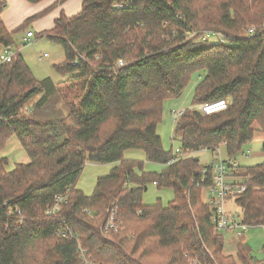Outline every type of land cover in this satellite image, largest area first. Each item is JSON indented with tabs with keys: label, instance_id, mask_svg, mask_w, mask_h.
<instances>
[{
	"label": "trees",
	"instance_id": "trees-1",
	"mask_svg": "<svg viewBox=\"0 0 264 264\" xmlns=\"http://www.w3.org/2000/svg\"><path fill=\"white\" fill-rule=\"evenodd\" d=\"M63 1L9 30L7 0H0V52L16 48L12 61L0 63V153L17 136L30 157L8 170L0 155V264H82L79 246L104 264H190L189 257L237 264L204 200L213 171L201 183L208 165L193 153L224 146L235 158L257 130L264 134V0H83L79 13L61 12L52 29L38 33L64 49L54 68L68 77L55 83L35 76L16 36ZM194 29L221 32L229 43L196 42ZM79 54L89 60L73 66ZM197 72L193 108L178 118L172 137L185 156L170 164L173 150L158 133L164 104L180 98ZM220 100L228 102L222 111L197 108ZM132 149L162 170L125 158ZM87 163L113 164L92 194L78 188ZM238 175L249 178L236 197L243 221L264 227V162L240 167ZM152 184L172 189L173 200L145 204ZM57 195L68 202L52 216ZM113 209L122 225L106 231ZM63 220L79 241L59 234ZM236 254L243 264L259 260L244 238Z\"/></svg>",
	"mask_w": 264,
	"mask_h": 264
},
{
	"label": "rangeland",
	"instance_id": "rangeland-1",
	"mask_svg": "<svg viewBox=\"0 0 264 264\" xmlns=\"http://www.w3.org/2000/svg\"><path fill=\"white\" fill-rule=\"evenodd\" d=\"M9 3L7 2V5ZM35 21H30L28 30H31L35 36L31 38L30 41L26 42L25 37L27 31H23L16 36L17 48L23 55L24 59L32 69L35 76L39 79L51 78L55 83L62 82L67 79L68 76L59 73L54 65L60 64L65 60V53L63 47L49 40L47 37L38 38V33L40 32L36 26ZM42 32V31H41ZM212 33L211 37L208 34ZM196 42H201L203 44L211 43H229L225 40V36L220 32L212 30H193L192 35ZM223 39V41L221 40ZM16 52V48L13 47V53ZM47 53L46 57L40 60L41 56ZM203 72H197L193 75L192 81L185 90L184 94L178 99L167 100L164 104V114L161 123L158 126V133L162 137L163 145L166 150H175L179 147L177 141L172 140L175 122L173 119L172 112L180 111L189 108H193V94L196 85L202 79ZM39 96L36 98V100ZM202 105V104H201ZM200 105L197 107L199 109ZM264 134L257 130L254 138L243 146L242 152L239 153L235 158L238 160L242 167L253 166L264 162ZM220 153L223 157L226 156V151L224 146L220 147ZM243 153H248L249 156H244ZM2 157H7L8 170H13L19 163H29L30 157L24 150L17 136H12L8 142L6 148L0 153ZM192 155V154H191ZM201 159L202 163L205 165L212 164L216 159V153L209 150H202L193 153ZM125 158L127 159H141L145 161V169L148 171H161L163 166L161 164L151 163L146 160V155L142 150H128L125 153ZM113 164H97V163H87L85 169L78 181V188L82 189L87 194H92L97 179L99 176L106 175L112 169ZM174 197L173 191L170 188L158 189L154 184L150 185L144 193L143 202L147 205L154 204L158 199H161L164 205L172 201ZM207 198V192H204V199ZM227 208L233 215L239 217L242 216V210L238 207L236 203V198L232 197L228 199ZM225 253L235 256L238 259V263L242 262L239 259V255L236 254L238 240L235 236L225 233ZM244 240L251 246L253 252L257 258L263 257V246H264V229L262 226H253L249 231L245 233Z\"/></svg>",
	"mask_w": 264,
	"mask_h": 264
},
{
	"label": "built area",
	"instance_id": "built-area-1",
	"mask_svg": "<svg viewBox=\"0 0 264 264\" xmlns=\"http://www.w3.org/2000/svg\"><path fill=\"white\" fill-rule=\"evenodd\" d=\"M116 8L122 9L124 6L116 4ZM248 33L253 36L256 34L255 27H249ZM212 33L208 34V37H211ZM34 37V33L29 30L27 32V38ZM223 41V39H221ZM30 40H27L28 42ZM13 49L12 48H3L0 52V63L10 62L13 59ZM45 54L43 57H40L42 60L46 57ZM89 59L85 55L79 54L76 59L72 62L73 66H78L82 62H86ZM123 60L118 61L119 65H123ZM228 107V102L226 100H220L214 103L202 104L199 109L204 114H212L218 111H222ZM185 110L173 111L174 122L184 113ZM220 148L216 150V159L215 161L208 165L201 174V183L208 181V173L210 170L213 171L211 175L212 184L206 186L207 198L204 199L205 202L212 208V222L215 229V232L218 234L224 235L225 233L235 236L238 240L245 237V233L253 227V225L247 224L243 221V217L233 215V212H230L227 208V203L229 198H236L242 193L248 190V181L249 178L238 175V170L240 163L236 158H229L227 156L223 157L220 153ZM244 156H249L248 153H243ZM173 159L171 163H174L180 160L185 156V152L179 147L173 150ZM210 168V169H209ZM200 185V183L198 184ZM68 202L67 195H57L55 198V203L48 209V214L52 216H57L61 211L63 206ZM7 204V203H6ZM238 205V204H237ZM239 207V206H238ZM240 208V207H239ZM12 213V208L9 210ZM18 213H21V210L18 208ZM24 218L22 217L19 220V224L24 223ZM63 227L60 229L59 234L66 239H73L79 241V235L75 234L73 230L66 224L65 220L62 221ZM122 222H118V211L116 209L111 210L109 217L105 223L106 231H119ZM263 227V226H262ZM264 229V227H263ZM246 242V241H245ZM247 243V242H246ZM79 258L82 264H104L98 262L90 257L82 246H79ZM263 257L260 258L255 264H264V246H263ZM188 256L187 254H185ZM190 264H202L198 258L189 257ZM243 264V262H240Z\"/></svg>",
	"mask_w": 264,
	"mask_h": 264
},
{
	"label": "crops",
	"instance_id": "crops-1",
	"mask_svg": "<svg viewBox=\"0 0 264 264\" xmlns=\"http://www.w3.org/2000/svg\"><path fill=\"white\" fill-rule=\"evenodd\" d=\"M7 2L9 4L2 12V18L7 28L13 30L20 26L29 17L60 2V0H43L35 4H32L27 0H7ZM82 5L83 0H64L58 4L57 7H54L47 15L35 21V26L40 32L50 30L54 27L55 20L61 15V12H64L67 16L76 15L82 10ZM31 38H27L26 35L24 39L27 41L31 40ZM47 55L49 56V54Z\"/></svg>",
	"mask_w": 264,
	"mask_h": 264
}]
</instances>
